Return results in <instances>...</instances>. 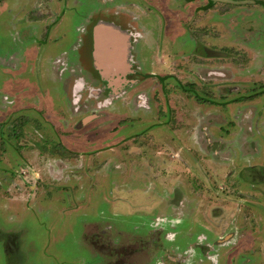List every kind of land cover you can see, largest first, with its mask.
<instances>
[{"label": "rangeland", "instance_id": "374dc122", "mask_svg": "<svg viewBox=\"0 0 264 264\" xmlns=\"http://www.w3.org/2000/svg\"><path fill=\"white\" fill-rule=\"evenodd\" d=\"M191 1L192 4L186 0H0V232L18 234L19 229L27 230L28 222L34 221L32 210L43 208L42 211H50L54 216L61 214L55 222L47 215L42 224L37 225V231L28 226V234L36 236L35 246L24 245L23 250L30 257L40 259L26 264H58L60 259L61 264H92L93 259L97 263L102 257L106 261L100 253L101 247L93 242V233H102L112 225L113 229L104 236L105 243L108 238L114 239L116 230L123 231L127 242L135 239L138 230L134 227L144 225L146 229L151 219L172 213L174 180H169L175 179L176 169L181 170L177 178L185 179L188 169L183 161H178L184 160L185 155H179V150H170V147H176L175 143L185 146L187 140L182 141L184 132L178 131V135L172 132L173 124L169 120L163 124L160 114L164 113V104L158 106V98L155 99L157 105L155 101L153 104L144 91L149 89L152 94L161 85L166 88L177 79L188 82L198 76L195 73L189 76L184 71L162 81L155 74L143 75L148 79L145 84L129 87L128 92L108 103L104 100L106 95L98 96V90L86 88L72 92V77L82 67H92L94 47L91 42L89 45L87 37L82 41L86 64L82 63L76 47L81 38L79 28L88 18L119 22L120 16L126 20L127 16L133 18L130 27L134 35L139 36L135 43L139 63L150 67L152 46L158 45L156 57L166 66L162 73L174 71V63L186 61L197 45L187 25L193 18L192 13H197L194 8L204 0ZM251 8L217 2L204 13L203 23H207L211 31L207 29L205 38L216 40L218 50L240 53L246 58H249L248 52L255 55V51H259L264 58V38L258 39L260 32L249 39V43L246 41L248 29L257 25L255 21L264 24V12L259 7ZM236 24L237 29L244 30L240 31V38L239 31H231ZM89 34L90 38L92 33ZM111 46L106 50H113ZM162 48L177 60L161 54ZM109 53L111 55L112 51ZM208 61L211 68H217L220 60ZM157 67L161 68L155 64L153 69ZM117 74L114 75L123 76ZM88 79L91 80L90 76ZM137 87L143 90L134 91ZM246 107L254 105L243 109ZM197 110L198 117L202 116L201 107ZM167 117L169 119V115ZM214 118V122L202 123L205 132L200 128L202 132L189 139L187 146L193 142L194 148L197 146L200 150L212 143L217 148L219 144L222 150L226 147L225 143L230 140L224 137L221 144L220 137H216L217 129L225 125L230 133L235 126L230 129L227 121ZM241 119L238 121L245 128L260 130L262 127L260 122L253 124ZM241 123L236 124V128L240 129ZM212 129L216 135L212 134ZM173 133L178 140L169 136ZM261 135L256 136L257 146L264 150V132ZM196 165L199 163L195 162L192 167L197 169ZM149 170L152 175H148ZM197 175L201 176L200 170ZM189 176V180H197L201 188L190 192L194 205L189 197L179 196L177 216L190 212L195 216L192 221L203 227L223 225L219 224L217 216H230L232 203L227 202L228 198L224 200L225 194L212 192L201 177ZM254 195L252 223L240 222L239 235H223L226 225L217 229L223 240L230 241L220 250L222 255L217 251V259L226 255L221 257V264H264L257 250L258 246L264 248V194L255 191ZM221 204L222 209L225 206L224 211L219 208ZM190 223L191 218L187 217L184 226ZM250 229L251 236H241ZM28 234L25 232L22 236L24 244ZM198 234L187 236L193 248H197ZM236 241H243L246 246L235 250ZM247 243L252 246L247 248ZM186 247L189 244L183 248ZM241 254H247L251 260L236 257ZM0 264H6L1 247Z\"/></svg>", "mask_w": 264, "mask_h": 264}, {"label": "flooded vegetation", "instance_id": "af4514ba", "mask_svg": "<svg viewBox=\"0 0 264 264\" xmlns=\"http://www.w3.org/2000/svg\"><path fill=\"white\" fill-rule=\"evenodd\" d=\"M235 1H238V3L204 0L202 4H199L194 8L197 13H192L193 18L188 22L187 31H190L192 38L197 40V45L195 48H192V52L187 57L186 61L180 62L179 64L175 62L174 71L166 72L164 74L162 71L166 66H162L164 64L162 63L161 58L158 60V57H156L159 51L155 54V49H160V46L158 45L152 46L153 52L150 54V67H143L142 64L139 63L138 56L140 54L137 55L138 53L135 45V43L138 42L137 39H139V36L137 37V35H134V30L131 31L130 24H132V17V19H129V16H127L128 18L126 20V18L120 16L119 22L110 21V19L106 18L102 19V21L98 20L99 18H88L82 27L79 28L81 38H79L80 43H78L76 47L82 56L81 59L84 64H86L84 57L86 52L84 51L82 41L86 36L87 42H89V45L91 42L93 48L94 33L100 25L106 24V27L110 29L124 30L126 33H129L130 45L127 53L121 59L123 64H126L127 69L119 72L123 74V76L120 77H116L114 74V76L112 75L113 78L104 77L102 74L103 69L97 65L91 51V57L93 56L91 61L92 67L87 65V69L82 67L75 72L72 77V81L74 80L72 84V92L86 88L98 90V96L106 95L104 100H107L106 103H108L109 100H114L122 95V93L128 92L129 87L145 84L148 79L143 75L155 74L160 80L166 81L168 77L172 78V75H179L177 74L178 72L184 73L185 71L189 76L195 73L198 76V79H201V82L194 78H191V81L188 82H180L176 78V82L171 84V86L162 88L161 85L159 89L155 88V90L151 92L152 94H150L149 89L144 91L147 100H150L153 104L154 101L156 102L155 99L157 98L159 99L158 106L164 104L165 108H162L164 113L161 112L160 114V117L163 118V124L170 121V123L173 124V127H171L172 132H175L176 134L178 131L184 132L185 135H183L184 138L182 141L185 139L187 140L185 146H183V144L182 146H179L174 142L176 147H170V150H179V152H181L179 155H185L184 160L181 158L178 161H183L188 169V175L185 179L177 178L181 176V170L176 169L173 173L175 179L169 180L170 182L174 180L172 191L174 195L173 207L169 205L172 213L170 215H161L160 217L151 219L146 229L144 228V225L134 227V229L138 230L135 239L127 240V242H125V239L122 236L123 231L116 230V234H113L112 236L114 239L108 238V242L105 243L104 236L109 233L108 231L113 229L112 225H109L106 229L102 230V233L96 231L92 234L93 242L101 247L100 253L107 259L105 261L102 257V263H100L101 261L96 263V259H93L92 264H207L209 261L213 264H221L223 262L221 257L224 258L226 255L224 254L217 259V251H219V256L222 255L220 250H224V247L230 242L227 241V239L223 240V235H239L238 224H240V222H247L249 220L250 223H252L254 192L257 191L260 194H264V150H259V147L257 146L259 144L256 139L257 135L260 136L261 133L264 132V58L260 56L261 52L259 51H255V55L248 52L247 55L249 58H246L240 53H237L236 55L234 52L218 50L216 40L210 41L208 36L205 38L207 29L209 33L211 31L209 30L210 26L205 22L203 23L204 13L211 10L217 2L238 5L239 7H259L258 9L264 12L263 0ZM186 2L192 4L191 0H186ZM255 22L257 25L255 24L249 28L245 35L247 36L246 41L248 40V43L250 42L249 39L254 38L259 32L261 35L258 36V39L260 40L261 37L264 38V24L260 20ZM236 26L237 24L234 25L233 28H230L231 31L235 33L239 31L237 36L240 38L242 37L240 31L244 30L241 29L242 27L237 29ZM214 30L217 31V29ZM89 33H92L90 38ZM215 38L217 39V36ZM243 40L245 41V37ZM148 48H150V46ZM217 51L220 52L218 56L210 55ZM160 52L168 59H176L168 53L165 48H162ZM246 52L247 51H244V53ZM253 57L255 58L253 59ZM210 59L220 60L217 68H211L209 66L208 60ZM224 59L228 60L224 62ZM240 60L242 61L240 62ZM251 62L252 65L250 64ZM155 64L160 65L161 68L157 67L158 69H153ZM181 64L183 66L179 67ZM237 64H240V66ZM166 75H168L167 78ZM89 76L91 80L88 79ZM139 90H143V87H137L136 90L134 89V91ZM79 96L77 99L78 101L81 99V95ZM137 96H139L138 93ZM147 100L145 99L146 102ZM163 100L164 103L162 102ZM246 105H254L253 108L255 111L252 107H246L243 109ZM197 107H201V118L198 117L199 114L197 113H199V109L197 110ZM217 112L219 114H217ZM167 115H169V119H167ZM205 116H208V118L205 119ZM214 117H220L224 122L227 121L226 123H229L231 126L230 129L235 126V129H231L230 133H228L227 126H220L219 129H217V135L216 131L212 129V134L216 135V137H220L219 142H221V144L224 142L222 141L224 137L230 140L225 143L226 147L222 150L223 147H219V144L217 148L214 147L212 143L207 148H201L200 150L197 146L194 148L193 142H189L190 146H187L189 139L195 138L197 134L202 132V130L205 132L202 123L205 120L214 122ZM240 117H242L241 120H247L253 124L254 122H260L262 124L261 129L254 130L253 127L251 128L249 126L245 128L243 124L238 121L240 120ZM161 118H159V123H162ZM200 120L201 125L199 126L198 122H200ZM179 123H181V127H178ZM238 123L242 124L240 129L236 128V124L238 125ZM176 134H174L175 136H169L173 140L178 135ZM176 139L178 140L177 137ZM227 144H229L228 147ZM224 151H226V153ZM195 162L199 163V165H196L197 169L192 167ZM198 170H200L201 176L197 175ZM148 175H152L150 170ZM189 175H192L193 178L194 176L201 177L202 182L206 183V186H208L212 192H217V195L225 194L223 196L224 200L228 198L227 202L232 203L230 204V208L232 209L230 216L224 218L217 216L220 220L219 224L223 225H220L217 228L210 227V225L203 227L198 222L192 221L195 220V216L190 213L188 209V214L177 216V207H179L177 200L179 196L185 195V197H189V199H191V205H194V199H192L194 196H190V192H195V190L199 191L201 188H199V182L197 180H189ZM156 198L160 201L157 195ZM161 201L164 203L162 195ZM222 206L223 204L219 205V208L222 209ZM188 207L189 206L186 208ZM42 209L43 208H40L39 211H30L33 214L31 216L34 218V221L28 222L27 230L19 229L18 234L13 232L1 234L0 232V247L2 249V257L6 264H26L29 261H37L40 259H36L34 256L30 257L29 254L23 250L24 245L30 247L35 246L36 236H30L28 234V226H33L34 231H37V225L42 224L47 215L51 216V220H53L52 222H55V219H57L58 216H61L59 213L57 216H54L50 211L44 212ZM224 210L225 206L222 211ZM53 217L55 218L53 219ZM176 217H179L180 219H176ZM187 217L191 218V223L185 227L184 223ZM32 223H34V225ZM224 225H226L225 227L227 230L223 235H219L217 229L223 228ZM250 230H245L246 232L241 236L245 235V237L248 238L252 235V230ZM25 232L28 234V237L30 236V239L27 237L24 244L22 236ZM194 232L199 233L195 244L197 248L192 247V244L188 241L187 237L193 236ZM9 239L11 241L10 244H8ZM235 243L236 246H233L235 250H240L238 247L244 248V246H246V243L243 241H236ZM187 244H189V247L183 248ZM249 246L252 245L247 243V248H249ZM258 248V255L262 262L264 261V257H262L264 256V248L259 246ZM195 254L197 256L194 257ZM238 256L244 257V259H247L248 261L251 260L247 254L246 256H243L242 254L236 255V257ZM210 257H215V261L210 259ZM48 261L51 262L52 260L49 259ZM53 261L55 260L53 259ZM56 263L61 264V259Z\"/></svg>", "mask_w": 264, "mask_h": 264}, {"label": "water", "instance_id": "95a60500", "mask_svg": "<svg viewBox=\"0 0 264 264\" xmlns=\"http://www.w3.org/2000/svg\"><path fill=\"white\" fill-rule=\"evenodd\" d=\"M225 3H238L235 0H213ZM129 37L130 34L126 33L124 30H114L106 27L105 25H100L94 33V58L97 65L100 66L102 74L106 78H113V74H117L122 70H126V64H123L121 59L125 56L129 49ZM109 45L113 50H106ZM111 55L109 52H111ZM220 52H214L210 55H219ZM118 75V74H117ZM119 77V76H118Z\"/></svg>", "mask_w": 264, "mask_h": 264}, {"label": "clouds", "instance_id": "9594fccd", "mask_svg": "<svg viewBox=\"0 0 264 264\" xmlns=\"http://www.w3.org/2000/svg\"><path fill=\"white\" fill-rule=\"evenodd\" d=\"M210 259H212L213 261H215V257H210Z\"/></svg>", "mask_w": 264, "mask_h": 264}, {"label": "trees", "instance_id": "16d2710c", "mask_svg": "<svg viewBox=\"0 0 264 264\" xmlns=\"http://www.w3.org/2000/svg\"><path fill=\"white\" fill-rule=\"evenodd\" d=\"M211 5H212V2H211Z\"/></svg>", "mask_w": 264, "mask_h": 264}]
</instances>
